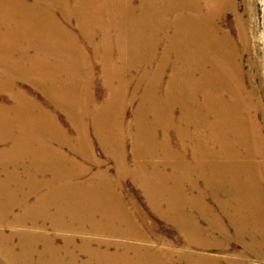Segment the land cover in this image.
<instances>
[{
  "label": "bare ground",
  "instance_id": "bare-ground-1",
  "mask_svg": "<svg viewBox=\"0 0 264 264\" xmlns=\"http://www.w3.org/2000/svg\"><path fill=\"white\" fill-rule=\"evenodd\" d=\"M227 8L233 0H0V130L33 131L0 151V175L10 179L0 181L4 264L264 261V117L250 115L232 41L214 27ZM35 49L41 57L32 59ZM32 136L45 139L41 147H29ZM89 137L113 174L93 157ZM19 167L25 181L12 179ZM125 179L176 227L181 250L152 246L164 243L123 203ZM232 244L241 249L230 257L205 254Z\"/></svg>",
  "mask_w": 264,
  "mask_h": 264
},
{
  "label": "rangeland",
  "instance_id": "rangeland-1",
  "mask_svg": "<svg viewBox=\"0 0 264 264\" xmlns=\"http://www.w3.org/2000/svg\"><path fill=\"white\" fill-rule=\"evenodd\" d=\"M233 1H234V8L232 10L227 8V9H224L223 11H221L219 16H217L215 18L214 27L218 31L220 29L221 31L226 32V34H228L229 38L232 41L235 53L237 55L236 61L239 64L241 72H242V82L244 85L245 102L248 106V110H249L250 115L254 116L255 120L258 123H260V122H262V118L264 117L263 0H233ZM242 25L245 27V32H243L242 29H239V28H242ZM243 38H245V41H242ZM40 41H39V39L36 41L31 40V42L29 41V43L30 44L36 43L35 45H38V44H40ZM35 50H36V52L35 53L33 52L34 55L30 56V58H32V59H36V58L41 57V53H39L37 51V49H35ZM89 57H90L89 59H91V56H89ZM96 71H97L96 76L98 77V74H99L98 67H97ZM97 82H99L98 79H97ZM19 87H21L22 89H25V90L28 89V91H30L32 94H34L35 97L40 99L39 101L41 103L47 104L46 101H44L45 99L39 93L33 91L29 85H27L25 83H21V84H19ZM97 90H100V85L97 86ZM2 98H5V97H4V95L0 94V102L3 101ZM135 106H136V103H134L132 106H129L130 108L129 107L127 108V110L125 112L126 121H130L131 118L133 117L132 114H133V109ZM56 115L58 117V118L57 117L56 118L60 122L61 126L67 131V133L71 137H73L74 133L72 132V130L69 126V122H68L67 118L64 117V115L62 113H59V112L56 113ZM9 130L4 131L5 133L4 132L1 133V130H0V135L2 134L1 135L2 138L0 137V140L2 141L0 143V151L1 152H4L5 149L11 147L12 144H10V143H12V140H13L12 137L24 136V135L28 136V134L29 135L33 134V131L29 133L26 130H25V132H24V130H20V131L14 130L13 131V128H12V130L11 129H9ZM21 131H23V132H21ZM9 132H11V133H9ZM27 132H28V134H27ZM4 134H6V135H4ZM8 134L11 135V137ZM12 134H13V136H12ZM90 136H92V135H90ZM3 137H4V139H3ZM39 137L40 138H38V137L35 138L32 136L33 143H31L30 144L31 146H29V147H32L33 145H35L36 147L37 146L41 147L40 146L41 142H39L38 140L43 139V140H41L43 142V141H45V139L42 136H39ZM89 140L91 141V143L89 145H91V151H92L93 157H95L97 160H99L103 164H105L104 168H108L109 173L113 174L114 168H113L112 160L109 159L105 155L102 148L99 146V144L92 137H89ZM127 144L129 146L127 145L125 152H127V155L129 156V157L128 156L127 157L130 158V155H131L130 142L128 141ZM50 145L52 147H54L55 149H58V150L60 148V147H58V144L55 142H51ZM69 149L70 148L65 145L64 147L60 148V151L63 150V152L66 155L73 157L71 155ZM74 158L76 161L80 160L79 157H77L76 155ZM106 165H107V167H106ZM16 172H17V175L15 176L16 178L12 177V179H15V180L17 179L19 181H25L26 179L29 178V177H27V176H29V175H27L28 173L25 174L24 167L23 168L19 167L16 170ZM23 172H24V174H23ZM5 175L7 176V178ZM24 176H25V178H24ZM17 177H20V178H17ZM8 179H9V177L7 174H1L0 175V181H8ZM46 179H48V177H46ZM49 179H51V178L49 177ZM123 183H124L123 184L124 187L122 188V194L121 195L123 198V203H125L126 206L128 205V208H129L128 211L132 212L134 214L136 213V215H135L136 218L141 220V221L142 220L145 221V225H146V223H148V225L151 226V228H152V232L154 234V237L155 238H161L163 243H164L163 245H161V244L155 245L154 244L152 246L154 248L166 249V247H168V245H171L173 247V249L181 250L183 248V238L178 233L176 227L173 224L166 222L163 218H160L156 213H154L152 211V209L150 207H148L149 206L148 201L145 198V196L143 195V193L141 192V189L139 187H137V185L135 186V184L128 179H125L123 181ZM206 201H207L208 205L210 206V211L212 210V208L214 209L216 207L215 202H214L215 200L211 199V201H210V198L207 197ZM134 202H137L136 204L138 206L134 205ZM134 206H136L137 208H135ZM193 213H195V214H193L194 216L198 215L196 211H193ZM216 213H218V214H216ZM215 214H216V216H219V211H215ZM197 218H198V216H197ZM200 225L203 228L208 227L207 230H209V226L204 220L200 221ZM10 229H12V228H10ZM10 229H5L6 234H8L11 231ZM15 229H17V228H15ZM18 229H21V228H18ZM25 230H27V229H25ZM217 235L219 236V233H217L216 231H210L208 234L209 239H211V240H215V239L219 240V237ZM76 236L77 237H75V238H77V240H80L83 237H85L87 239L91 238L94 240H96V239L106 240L103 237L98 238L96 236H86V235H78V234ZM107 241L113 242L114 244L117 243L118 241L120 243L123 242V240H119L117 238H107ZM124 241L130 242V241H126V240H124ZM17 242H18V240L14 239L13 244H17ZM141 244H145L148 246L151 245L150 243H147L146 241H145V243L142 242ZM61 245H62V243L58 239L56 242V246L59 247ZM231 247H232V251L229 250L226 252H221V251H219V248L216 249L213 247V248H209V249L205 250L206 253H205V251H204V253L208 254L210 256H213V257L214 256H217V257L220 256L222 258H226V257L231 256V255H229V253L239 252L241 249L240 245H237V244H232ZM85 259H86V257L84 255L80 256L81 261H83ZM249 259H248L249 263L251 262L250 264H264L263 260H259V259L257 260V258L254 256L249 257ZM4 263H5V260L0 258V264H4ZM176 264H179V263H176Z\"/></svg>",
  "mask_w": 264,
  "mask_h": 264
},
{
  "label": "water",
  "instance_id": "water-1",
  "mask_svg": "<svg viewBox=\"0 0 264 264\" xmlns=\"http://www.w3.org/2000/svg\"><path fill=\"white\" fill-rule=\"evenodd\" d=\"M264 24V23H263ZM264 26V25H263Z\"/></svg>",
  "mask_w": 264,
  "mask_h": 264
}]
</instances>
